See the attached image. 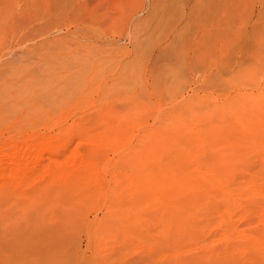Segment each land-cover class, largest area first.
I'll return each mask as SVG.
<instances>
[{"label": "rangeland", "instance_id": "rangeland-1", "mask_svg": "<svg viewBox=\"0 0 264 264\" xmlns=\"http://www.w3.org/2000/svg\"><path fill=\"white\" fill-rule=\"evenodd\" d=\"M263 107L264 0H0V264L171 261V127L187 177L226 189L174 257L264 264Z\"/></svg>", "mask_w": 264, "mask_h": 264}, {"label": "bare ground", "instance_id": "bare-ground-1", "mask_svg": "<svg viewBox=\"0 0 264 264\" xmlns=\"http://www.w3.org/2000/svg\"><path fill=\"white\" fill-rule=\"evenodd\" d=\"M81 4V3H80ZM88 8V7H87ZM71 13V12H70ZM63 14H64V12H63ZM61 15H62V13H61ZM68 15V14H67ZM63 20V19H62ZM59 22V21H58ZM56 23H57V21H56ZM63 23V22H62ZM85 24V23H84ZM83 24V25H84ZM90 24V23H89ZM58 25V24H57ZM61 26V25H60ZM85 26H86V24H85ZM88 26H90V25H87V27ZM83 27V26H82ZM87 27H85V29L87 30ZM91 27V26H90ZM90 27H88V29L90 28ZM84 29V30H85ZM91 29V28H90ZM68 32V31H67ZM86 33V32H85ZM77 34V33H76ZM81 34V33H80ZM84 34V33H83ZM88 36V35H87ZM82 37V36H81ZM80 37V38H81ZM84 37H86V36H84ZM86 38H88V37H86ZM90 39V38H89ZM252 103H254V102H251V101H249V100H245V99H243V98H237L236 100H234V101H232V103H228L229 105H228V107H235V109L237 110V108L238 107H242L240 110H243V108H245V107H253L252 106ZM237 107V108H236ZM261 107V106H260ZM264 108V107H263ZM233 109V108H232ZM235 109H233L234 111H235ZM239 109V108H238ZM246 109V108H245ZM238 111V115L240 114V112H239V110H237ZM221 115V114H220ZM243 115V114H242ZM208 116H210V115H208ZM241 117V116H240ZM181 119V118H180ZM214 122V121H213ZM215 122H217V121H215ZM215 122H214V124L213 125H215ZM174 123H176V121L174 122ZM177 125V124H176ZM176 125H174L173 126V128L176 126ZM180 125H182V124H180ZM180 125H179V128L181 129V130H179V132H177L176 130H178L179 128H175V132H177V133H181V131H184V130H186V129H188V128H185L184 129V127L185 126H181L180 127ZM184 125V124H183ZM178 126V125H177ZM217 126V125H216ZM216 126H214L215 128H216ZM212 127V126H211ZM162 128H164V130H165V127H162ZM168 127H166V129H167ZM172 128V127H171ZM171 128H169L170 129V131L171 130H173V129H171ZM210 128V127H209ZM161 129V128H160ZM169 129L167 130V131H162V129H161V131L162 132H164L163 134H164V136H161V139H162V137H166L165 135H167V139H165V142H164V139H159L160 137H159V135L158 134H161L162 135V133H158L157 134V130L155 131L156 132V134H155V136L156 137H158V138H154V137H152L153 139H156V141H153L152 139H149V141L150 140H152L153 141V143L154 142H156V143H158L159 142V140H161L162 141V143L164 142V144L166 143V141L168 140V149H170V156L168 155L169 153H167V158L168 159H170V160H167L168 161V165H167V170L166 171H163V165L165 164V163H167V162H165L166 160H165V158H164V164L162 165V166H159V167H161V169L160 168H158L159 170H160V172H158V170L156 169H154V171L156 172V175H158L159 173L160 174H162L163 172H165V175L163 176L165 179H167L166 180V183H165V181H163L162 180V176L160 177V176H158V178L160 179V181L162 182V183H160V181H159V179L158 178H156L155 176H153V174H152V176L150 177V176H148L147 177V174H146V177L148 178V180H147V182H149L150 183V179L149 178H153L152 179V181H159V183L160 184H163V186L164 185H166V187H165V189L166 190H164V188H163V190L164 191H166V193L168 194V197L169 196H171L172 197V199L173 198H175V201L173 200V203H172V201L170 202L168 199L170 198H167V200H168V206L170 205L169 204V202L170 203H172V206L170 205V207H173V208H171V209H169L168 211V214L166 215V219H164V220H166V221H164L165 223H164V226H163V228L165 227V230L164 229H162L163 231H164V233L162 232V235H164V242H165V250L166 251H168V254H169V258H170V260L171 261H166L167 263H165V264H202V262H203V264H208L207 262H208V260L207 259H205L206 261L204 262V259H202L201 257H199L198 259H196V258H193V259H186L185 258V260H184V258H181L180 259V257L177 259V258H175L174 257V253H176L177 252V246L180 244V246L185 242V244H183V246L184 245H186V241H184V239H189L190 237L189 236H191V237H194V235L196 236V235H198V230H199V225L201 224H198V217H200V216H198L197 214H195L198 210H200V209H202V207L204 206V204H205V206H206V204L207 203H204L203 201H205V200H203V199H205L206 197H208L206 194H204V193H209V192H212L213 194L215 193V196L217 197V193H218V197L217 198H219L220 197V193L221 192H223V191H221L220 190V192H217V191H219V189H223L224 191L226 190V189H224V188H222V186L223 187H225L224 185H222V186H220V188H219V185L217 186V183L214 185L213 183H215V181L212 183L214 186L211 188H209V186H212V184L211 183H209V180L210 179H212V178H210V177H207L208 178V181H207V178H206V182H207V185L209 184V186H208V188H204L203 187V185L205 184V183H200L199 181H197V180H195V179H193L192 178V176H191V178H188L187 177V172H188V170H185V169H187L186 168V166L184 165L183 166V164H184V162H185V160L183 161V159H185L186 158V162L189 160H187V157H185V155L183 154V148H181L177 153L175 152L176 150H177V147L179 146L178 144H177V146L175 145V143L178 141H176V139H178L179 138V136L180 135H182L181 137H184L185 135H186V132H187V136H185L187 139H188V137L190 136V134L188 135V131L186 130V132L185 133H182V134H180L179 136H178V134H177V136H178V138H176V136H175V134H173V132H170L169 131ZM214 129V128H213ZM159 130V129H158ZM169 131V134H167V132ZM257 131V130H256ZM259 131H261V130H259ZM159 132H160V130H159ZM166 133V134H165ZM196 134V133H195ZM153 135H154V132H153ZM158 135V136H157ZM197 135V134H196ZM260 136H261V134H260ZM150 137V138H151ZM158 139V140H157ZM192 139V137L189 139V141ZM240 139V138H239ZM264 140V139H263ZM152 141H150V144H146V145H149L148 147H150L151 146V142ZM161 141L159 142V143H161ZM196 141V140H195ZM195 141L194 142H192V143H190V144H193V143H195ZM237 141V140H236ZM147 142H148V139H147ZM181 142V141H180ZM238 143H239V141H237ZM236 142V143H237ZM159 143L158 144H153V147L156 145H159ZM198 143H200V142H198ZM255 143V142H254ZM164 144H160V145H164ZM232 144H233V142H232ZM175 145V146H174ZM185 145V144H184ZM234 145H236L235 143H234ZM239 145H240V143H239ZM167 145H165V146H163V148L164 147H166ZM152 147V146H151ZM158 147H162V146H158ZM173 147H175L176 149H174ZM182 147V146H181ZM189 147V146H188ZM154 148H156V147H154ZM231 148V147H230ZM147 149V148H146ZM151 149V148H150ZM150 149H148V152H150ZM165 149V148H164ZM221 149V148H220ZM153 150V149H152ZM155 150V149H154ZM156 150H158V148H156ZM161 150H162V148L160 149L159 148V150L158 151H160V152H158V153H160L161 154ZM166 150V149H165ZM164 150V151H165ZM186 150V149H185ZM235 150H236V148H235ZM234 150V151H235ZM250 150V149H249ZM145 151H147V150H145ZM167 151V150H166ZM169 151V150H168ZM167 151V152H168ZM191 151V150H190ZM194 151V150H193ZM186 152V151H185ZM184 152V153H185ZM147 153V152H146ZM152 153V152H151ZM157 153V154H158ZM190 153V152H189ZM213 153V152H212ZM235 153V152H234ZM139 154H140V152H139ZM148 154V153H147ZM153 154H155V152L153 153ZM157 154H155V155H157ZM164 154V153H163ZM162 154V155H163ZM191 154V153H190ZM244 154V153H243ZM150 155V154H149ZM231 155V154H230ZM138 157L137 158H140L139 157V155H137ZM164 156H166V153H165V155ZM190 156V155H189ZM189 156H188V158H189ZM216 156V155H215ZM147 158H148V160H151V159H149V157L148 156H146ZM170 157V158H169ZM193 157V155L191 156V158ZM228 157V156H227ZM136 158V157H135ZM136 158V159H137ZM141 158L143 159L144 157L143 156H141ZM226 158V157H225ZM145 159V158H144ZM153 159H155V156H153ZM228 159H229V157H228ZM230 159H231V157H230ZM147 160V159H146ZM145 160V161H146ZM183 161V162H182ZM148 162V161H147ZM159 163H160V161H159ZM163 163V162H162ZM182 166L185 168H182ZM247 166V165H246ZM164 168H166L165 166H164ZM80 169V168H79ZM141 169V168H140ZM150 169H152V167H150ZM182 170H184L183 172H185V177H187L189 180L187 181V182H185L184 181V178L183 179H181V177H180V175H183L184 176V174H182L183 172H182ZM153 171V169H152V172L153 173H155ZM151 172V173H152ZM179 172H181V174L179 173ZM190 172V171H189ZM188 172V175H189V177H190V175H191V172L189 173ZM158 173V174H157ZM195 173V172H194ZM193 173V174H194ZM149 175V174H148ZM163 175V174H162ZM196 175V177H197V174H195ZM167 178H166V177ZM182 176V177H183ZM51 177H53V176H51ZM194 177V176H193ZM195 177V178H196ZM137 178V177H136ZM155 178H156V180H155ZM186 178V179H187ZM202 178H204L205 179V177H199V178H196V179H200V181L201 180H203L204 182H205V180L204 179H202ZM145 180V179H144ZM146 181V180H145ZM151 181V182H152ZM156 181V182H157ZM252 181V180H251ZM154 182H152L153 184H154ZM155 182V183H156ZM164 182V183H163ZM199 182V183H198ZM210 182H212V180L210 181ZM43 183V182H42ZM151 183V184H152ZM159 183H156V186H157V184H159ZM143 185H144V183H142ZM150 184V185H151ZM203 184V185H202ZM206 185V186H207ZM158 186H161L160 188H162V185H158ZM202 187H203V190L205 189V191H203L202 190ZM216 187V189H217V191H215L214 190V188ZM139 188V187H138ZM137 188V186H136V188L134 189V190H132V191H135V192H138L139 193V191H140V193L138 194L137 193V196L138 195H140V196H138V197H140V199L141 198H143V200H145L144 199V197L146 196V193H147V191L145 192L144 191V189H143V192L145 193V195H142L141 194V189L139 190V191H137L136 189H138ZM159 188V187H158ZM211 190V191H209V190ZM155 190V189H154ZM162 190V189H161ZM162 190V191H163ZM167 190H168V192H167ZM212 190H214V191H212ZM131 191V193L132 194H134L135 195V192L133 193ZM206 191H208V192H206ZM154 192V191H153ZM217 192V193H216ZM170 193V194H169ZM212 193H209L211 196H213V194ZM224 193V192H223ZM227 194V193H226ZM225 194V195H226ZM152 195V194H151ZM206 195V196H205ZM143 196V197H142ZM204 196H205V198H204ZM209 198H210V196H209ZM214 198V197H213ZM136 199H138L137 197H136ZM225 199V198H224ZM143 200H141L142 202H144ZM203 200V201H202ZM207 200H209V199H207ZM206 200V201H207ZM215 200H216V198H215ZM215 200H213V201H215ZM163 201V200H162ZM205 201V202H206ZM210 201H211V199H210ZM245 201V200H244ZM157 202V201H156ZM167 203V202H166ZM202 203H204L203 205H201V208L199 207V209H197L196 210V208H198V206H200V204H202ZM228 203V202H227ZM257 203V202H256ZM199 204V205H198ZM210 204V203H209ZM214 205H215V203H213ZM157 205H158V203H157ZM167 205V204H166ZM198 205V206H197ZM207 206H210V205H208L207 204ZM170 207H167V209L168 208H170ZM167 209L165 210V211H167ZM174 209V210H173ZM171 210V211H170ZM203 210V209H202ZM22 211H24L23 209H22ZM201 211V210H200ZM210 212H211V210H210ZM165 213V212H164ZM201 213H202V211H201ZM201 213H198L199 215H201ZM22 214V213H21ZM10 215V214H9ZM20 215V214H19ZM16 216H18V215H16ZM198 216V217H197ZM12 217V216H11ZM18 218H20V216L18 217ZM68 218V217H67ZM66 218V219H67ZM196 218H198V219H196ZM10 219H14V218H10ZM16 219V218H15ZM23 219V218H22ZM21 219V220H22ZM65 219V220H66ZM42 220V219H41ZM65 220H63L64 222H65ZM18 221H20V220H18ZM67 221V220H66ZM208 221V220H207ZM67 222H69V221H67ZM199 222H200V220H199ZM3 223H5V222H3ZM35 223V222H34ZM63 223V222H62ZM66 223V222H65ZM70 223V222H69ZM6 225V224H5ZM63 225H64V223H63ZM63 225H62V227H63ZM67 226H68V224H66ZM3 227V226H2ZM5 227V226H4ZM62 227H60V229L62 228ZM66 227V226H65ZM64 228V227H63ZM67 228V227H66ZM68 228H69V226H68ZM38 229V228H37ZM36 230V229H35ZM61 230H63V229H61ZM64 230H68V229H64ZM264 230V229H263ZM55 231V230H54ZM57 231V230H56ZM35 232H39V231H35ZM61 232V231H60ZM68 233H69V231H67ZM51 233V231L50 232H48V234H47V236L48 235H52V234H50ZM57 233H59V230L57 231ZM64 234L66 233V231L65 232H63ZM63 233H60L61 235L63 234ZM68 233H66V234H68ZM197 233V234H196ZM18 234V233H17ZM38 235H39V233H37ZM37 234H35L36 236H37ZM65 234V235H66ZM18 235H20V234H18ZM17 235V236H18ZM22 235V234H21ZM19 236L18 238L20 239V237L22 238V236ZM59 235V234H58ZM28 236V235H27ZM43 236V235H42ZM42 236H41V238H42ZM46 236V234H45V236H43L44 238H46L47 237ZM63 236V235H62ZM65 237H67V236H65ZM64 237V238H65ZM188 237V238H187ZM40 237H39V239H41ZM43 238V239H44ZM61 238V237H60ZM63 238V237H62ZM68 238V237H67ZM197 238V237H196ZM54 240V239H53ZM66 240V239H65ZM64 240V241H65ZM193 240V239H192ZM21 241V240H20ZM23 241V240H22ZM56 241V240H55ZM182 241V242H181ZM184 241V242H183ZM181 242V243H180ZM24 243V242H23ZM188 243V242H187ZM40 244V243H39ZM43 244V243H42ZM41 244V245H42ZM45 245H47L48 246V244H46V243H44ZM43 244V245H44ZM63 244V243H62ZM159 244V243H158ZM189 244V243H188ZM44 245V246H45ZM58 245H59V242H58ZM66 245V244H65ZM191 245V244H190ZM18 246L20 247V246H22V247H20L21 249L20 250H23V253L24 254H26V253H28V252H24V250L25 249H23V248H25L26 246L24 245V244H22L21 243V245H19L18 244ZM18 246H16L17 247V249H18ZM25 246V247H24ZM46 246V247H47ZM178 247V248H181V247ZM38 247L40 248L41 246H37V249L35 248V250H39V255L41 254L40 253V251H41V249L42 248H40V249H38ZM46 247H44V248H46ZM159 247V246H158ZM187 247V246H186ZM188 247H189V245H188ZM27 248V247H26ZM44 248H43V250L42 251H44ZM48 248H50V247H48ZM64 248V247H63ZM162 248V247H161ZM185 248V247H184ZM29 248H27L26 250H28ZM50 249H52V248H50ZM50 249H46V250H48V252H50L51 254H52V251L50 250ZM79 249V248H78ZM163 249V250H164ZM16 250V249H15ZM164 250V251H165ZM175 250H176V252H175ZM180 250V249H179ZM185 250V249H184ZM28 251H31V250H28ZM32 251H34V250H32ZM41 251V252H42ZM165 251V252H166ZM46 252V251H45ZM30 253V252H29ZM26 254V256L27 255H30V256H32L31 254ZM35 253V252H34ZM37 253V251H36V253L35 254H38ZM44 253V252H43ZM50 253H48V254H50ZM154 253V252H153ZM167 253V252H166ZM32 254H33V252H32ZM35 254H33V256H36L37 258L38 257H40V256H37V255H35ZM46 254V253H45ZM42 257H43V255H41ZM44 256H46V255H44ZM66 256V255H65ZM29 256H27V258H28ZM47 257V256H46ZM52 257V256H51ZM50 257V258H51ZM69 257V256H68ZM177 257V256H176ZM35 259V260H40L41 259V257H40V259L38 258V259ZM48 261H52L53 260V258H52V260H50V259H48V258H46ZM46 259H44V262H46L45 260ZM73 259V258H72ZM76 259V258H75ZM203 260V261H202ZM227 260V259H226ZM42 261V260H41ZM63 262H65V261H62V263L61 262H59L60 264H63ZM210 262V261H209ZM214 262V261H213ZM250 262V261H249ZM12 263V262H11ZM59 263H56V264H59ZM210 263H212V262H210ZM239 263V262H238ZM40 264H43V263H41L40 262ZM212 264H214V263H212Z\"/></svg>", "mask_w": 264, "mask_h": 264}]
</instances>
